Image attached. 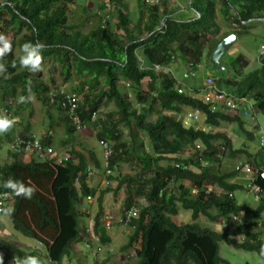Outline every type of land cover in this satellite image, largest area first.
<instances>
[{"label": "trees", "instance_id": "16d2710c", "mask_svg": "<svg viewBox=\"0 0 264 264\" xmlns=\"http://www.w3.org/2000/svg\"><path fill=\"white\" fill-rule=\"evenodd\" d=\"M87 1L0 0V33L9 35L11 43L10 51L0 57V64L6 67V72L0 73V113L11 118L14 105V113L20 114L29 105V100L16 102L20 95L46 100L48 85L40 70L30 72L19 65L21 44L25 41L43 44L42 65H56L67 82L72 74L76 76L77 83L67 92L81 96L77 111L82 122L91 124L92 114H97L101 106L113 104V110L91 124H97V140L111 147L109 166L114 169L126 162L138 167L139 172L124 176L114 191L124 184L125 209L133 205L138 208L120 252L131 250L135 264H229L218 255V243L224 242L233 249L257 253L264 260L260 253L264 246L261 239L264 224L257 226L264 211V197L256 199L254 209L237 204L234 198L235 192L244 190V185L234 182V178L240 176L246 181L234 170L235 165L244 162L254 170L264 169V151L259 145L251 153L245 145L234 148L221 131L225 126L237 124L251 140L249 130L257 129V122L252 121L253 126L246 130L240 116L221 109L211 112L209 105L198 97L199 90L187 91L170 73L155 74L147 69L152 64L169 67L174 58L185 65L201 64L202 42L207 36L213 38L207 53L209 60L214 47L231 32L239 41L254 25L264 26V0H185L192 16L180 19L167 13L165 0L158 4L136 0L135 23L129 18L123 0H91L86 4ZM216 14L234 25L218 38ZM82 26L85 32L81 31ZM16 48L18 55L14 54ZM257 51L256 69L244 74L247 62L238 54L230 67L232 76L217 79L215 85L235 98L252 99L253 107L264 115V46ZM178 88L183 91L179 93ZM129 92L135 105L127 98ZM51 106L63 113L65 133L73 134L75 131L64 112ZM186 110L198 111L204 117V126L211 129L184 127L178 117ZM150 116L155 119L148 121ZM13 118V126L0 134V146L4 143L8 146L10 161L0 165V194L8 195L0 207L13 208L11 216L6 215L12 230L32 239L34 246L26 250L0 240V257L3 264H13L15 258L25 255H35L44 264H63L72 259L75 245L85 240L87 227L82 219L88 214L79 207L87 196L94 199L96 195L88 170L101 173V160L88 151L87 162L81 152L72 149L61 164L52 159L38 161L33 154L24 161L25 153L16 154L10 149L15 137L27 140L31 132L28 128L18 130L20 121ZM42 138V146L48 147L50 134L47 132ZM221 147L224 150L217 158ZM183 152L189 155L182 157ZM225 154L231 160L236 156L245 160L235 162L230 170H222L219 161ZM8 177L34 184L36 191L32 198L14 197L3 188L2 183ZM253 182L264 188L263 174L256 173ZM104 193H98V211L91 226L102 245L109 241L101 224ZM138 196L145 199V205L136 204ZM179 209L191 212L190 223L176 224L172 220ZM233 215H241L243 220L233 222ZM199 217L228 225L216 232L198 225Z\"/></svg>", "mask_w": 264, "mask_h": 264}, {"label": "rangeland", "instance_id": "374dc122", "mask_svg": "<svg viewBox=\"0 0 264 264\" xmlns=\"http://www.w3.org/2000/svg\"><path fill=\"white\" fill-rule=\"evenodd\" d=\"M126 4L127 12L129 13V18L131 19L132 22H136V19L138 17V10H137V1L136 0H123ZM136 1V2H135ZM106 2V1H104ZM180 9L184 10L182 13H178V15H175V18H182V17H190L192 14L190 13V10L188 8V3L185 0L179 1ZM170 7H167V10ZM173 8V7H171ZM175 8H173L174 11ZM112 10V7H111ZM114 11V10H112ZM216 20L219 25V32H227L232 27L230 24H227L226 22L222 21L219 15L216 14ZM264 24V23H263ZM81 31H86L85 27H81ZM121 34V33H119ZM10 41V36L7 34H2ZM219 35L217 36V38ZM213 41L212 37L207 36L206 40H203L202 42V51H203V58H202V63L200 68H196L193 70V74L191 75H186V70L188 71L189 69L187 66L180 62L177 59H173V62L169 66L171 69V75L175 78L177 81V84L180 86L184 87L187 91L194 90L195 88H202L205 84L206 79H210L216 83V80L222 77H231L232 76V69L231 64L234 62L233 58L241 54L244 58V61L247 62V66L244 67L243 71L244 74H247L248 72L253 71L254 69L257 68V63H256V58L258 56V51L257 48H259L258 45L264 46V26H261L259 24L254 25V27L250 30V33L247 35L241 36V40L236 41L222 56H221V62L222 65H224V69L221 71H216L213 70L210 67V64L208 63L209 60H207V53L209 52L210 48V43ZM15 55H18V49H15ZM56 66V65H55ZM53 64L48 63L47 65H42L40 67V74L42 77V80L48 85V91L53 90V89H62L67 91L74 83H77V78L74 74L71 75V80L70 81H65L63 79V73L61 71L59 72V69L56 68ZM231 72V73H230ZM72 88V87H71ZM70 88V89H71ZM98 87L96 88L95 92L97 91ZM31 99H29V105L26 106V108L20 113V114H15L14 113V105H12V115L11 118L15 117L16 121H20L18 124V130L21 128H28L31 131V134L34 135L36 138L40 140L43 139L48 132L50 134V140L51 143L49 147L57 153V156L60 155H65V156H70L69 151L70 150H77L78 152H81L83 156H85L87 162H89V154L88 151L94 152L95 156L101 160L102 157V150L101 147L98 144L97 137L95 136V133L98 130L97 124L91 125L88 124L87 128L81 132H73V134H66L65 133V127H64V122H63V113L59 111L57 108L49 105L46 100L42 101L40 99H37L33 95H29ZM46 98V96H45ZM127 98L129 100H132V105H135L133 98L131 96V93L129 92L127 95ZM104 101V100H103ZM102 101V102H103ZM246 101L252 102L253 100L250 98H246ZM113 104L108 103L106 106H101L99 111L96 114V120H99L100 118L103 117V114L105 112H109L113 110ZM187 111V110H186ZM254 112L253 109L249 108V116H243L241 115V118H243V123H244V129L249 130L250 124H251V114ZM227 114L229 115H234L232 112L228 111ZM182 116H179L178 118L182 120ZM255 116L257 118V123L259 125V129H251L249 130L252 133L253 139L248 140L247 137L245 136V133L241 130V128L237 124H232L221 128V131H227L229 130V134L233 138V146L235 148H239L241 146H246L248 152H253L254 150H258V137L260 134V131L264 133V115L260 114L259 112L255 113ZM18 119V120H17ZM155 117L150 116L148 117V121L154 120ZM50 124V128H48V125ZM184 125V124H183ZM202 125V122L199 123H193V126L200 127ZM227 128V129H226ZM30 133V132H29ZM28 133V134H29ZM124 134L125 131H124ZM140 138L144 137L139 136ZM5 144V143H4ZM4 144L0 146V165L8 164L10 163L9 161V156L7 155V151L9 150L8 146L6 147ZM10 150L14 151V147ZM15 152V151H14ZM17 154V152H15ZM186 155H189L186 152L181 153V156L184 157ZM25 156V155H24ZM29 157V156H28ZM237 157V158H236ZM232 160L224 155L223 158L220 159L219 165L222 170H230L233 168L235 162L237 161H243L245 160L244 157H238L236 156ZM138 167L132 163H119L116 166H114L113 173L114 177H117V179H111V184L108 187H105L102 184V176L100 171H93V176L89 177V181L92 182L91 180L94 181V187L96 189L104 191L106 194L103 195L101 206L103 208V216H106L108 214H111L112 216L118 218L124 211L125 209V203L124 200L126 198V188L125 185L123 184L121 189L114 193L118 182L126 175L129 176H134L137 174ZM96 178V179H95ZM241 177H235L234 180H238L239 183L244 185V181L240 179ZM215 189V188H214ZM97 191V192H98ZM97 192L96 196L94 197V200L92 203H83L79 207V209H84L83 212L87 211V216L82 219V223L84 224L83 226L90 227L92 226L93 223V218L95 214L98 211V203H97ZM234 198L237 202V204H246L251 208H255L257 206V200L250 194L247 193L246 191H237L234 193ZM136 204H141L145 205L146 201L143 197L138 196L135 198ZM172 220L176 224H187L191 222V212L183 209H179L177 215L172 217ZM264 224V211L261 213V220L257 221V226L260 223ZM198 225L201 227H206L209 228L213 231L219 232L221 228L217 223H211L207 221L203 217H199L198 220L196 221ZM117 233L122 236L126 235V229H123L122 227L115 226ZM258 229V228H257ZM14 236V237H13ZM127 236V235H126ZM123 238V237H122ZM120 237L115 238V243H120L123 241V239ZM18 241H17V240ZM127 238L125 237V240ZM264 241V235L261 238ZM0 240H7L9 242L14 241L17 245H20L23 247L22 249H30V245H33L34 241L30 238L24 237L20 235L19 233L15 232L11 228V224L9 223V220L6 215L0 214ZM11 240V241H10ZM21 243L27 244L22 245ZM116 243V245H117ZM29 245V246H28ZM112 248L114 249V252L116 253V256L118 253V250L120 248H114L112 244H110ZM123 245V244H122ZM29 247V248H28ZM218 255L226 262L229 264H264V260H262L259 256V254L254 253V252H246L242 250H237L233 249L230 246H227L224 242H219L218 243ZM75 248H80L81 249V244L75 245ZM84 249V248H83ZM86 253H89L88 250L84 249ZM125 255V252H123ZM123 255V256H124ZM71 261V260H70Z\"/></svg>", "mask_w": 264, "mask_h": 264}, {"label": "built area", "instance_id": "2783aa9c", "mask_svg": "<svg viewBox=\"0 0 264 264\" xmlns=\"http://www.w3.org/2000/svg\"><path fill=\"white\" fill-rule=\"evenodd\" d=\"M149 4H158L160 3V0H146ZM188 68L192 69L200 68L201 64L199 65H193L191 62L187 63ZM150 71H152L155 74H159L160 72L168 73L170 71V68L164 65H158V64H152L149 67H147ZM200 93H198V97L206 104L209 105L210 111L213 112L217 109H221L224 112H232L235 115H243V116H249V108L253 109L254 112L251 114V120L255 121L256 116L255 113H257V110L253 107L252 102L246 101V98H235L232 94L218 88L214 81L210 79H206L205 84L202 88L198 89ZM183 91V88H178V92L181 93ZM192 91V90H190ZM48 101L50 104L58 106L60 109H62L65 113L66 118L70 122V125L73 127V129L76 132H81L85 130L88 126V124L82 122L78 115V107L81 104V97L80 95L72 92H67L65 90H53L48 94ZM242 116V117H243ZM96 118V115L93 114L90 118L91 122L94 121ZM245 118V117H243ZM204 120V117L198 112V111H187L182 117V123L184 124V127H190L192 123L197 122L199 120ZM99 146L102 150V165L105 173V177L112 174V170L109 167V159L111 155V147L110 145L103 141H98ZM258 145L262 150L264 151V133L260 131V137ZM13 147L14 151L19 153L22 151L25 154H34L35 158L38 161H46L53 159L57 164H61L64 160L67 159L66 156L58 157V158H52L53 157V151L51 148H44L38 138L31 135L27 140H23L21 138L15 137L13 140ZM224 150L223 147L220 148L219 153L216 154V157L219 158L222 151ZM203 164H207L206 162H203ZM176 167H178L177 164H175ZM234 170H236L238 173H241L245 178V185L244 190L247 193H250L255 199H258L259 197H264V188H261L256 183L253 182L254 176L259 171L254 170L250 167L247 163H240L238 162ZM260 172L264 174V169H262ZM88 174L91 175V172L88 170ZM104 186L109 185V182L105 180ZM217 193H220L218 189H216ZM8 198V195L3 193L0 194V202L6 201ZM93 197L87 196L86 202L92 203ZM138 215V209L135 206H130L127 209L123 211L121 216L118 218L112 216V215H106L102 218V227L106 230H110L114 224H117L119 227H122L123 229H126L127 231H130L133 227L131 225L132 219L136 218ZM233 222H237L241 219V215H233L232 219ZM228 225L227 222H222V227L226 228ZM85 235L87 239L83 242V248L89 251V256L91 257V264H100L102 256L109 255L111 256L114 253V249L110 245H102L100 243L99 237L95 234H92L90 229H86ZM132 252L131 250L128 252L127 256L124 258V262L128 260V258H131ZM55 264V263H52ZM125 264V263H123Z\"/></svg>", "mask_w": 264, "mask_h": 264}, {"label": "clouds", "instance_id": "9594fccd", "mask_svg": "<svg viewBox=\"0 0 264 264\" xmlns=\"http://www.w3.org/2000/svg\"><path fill=\"white\" fill-rule=\"evenodd\" d=\"M195 11V10H193ZM198 15V13H197ZM43 44L41 43H34V42H31V41H25L23 44L20 45V51H21V55L19 56V65L21 66V68H26L28 71L30 72H38L40 70V67H41V50L43 48ZM11 49V43L9 42V40L4 37L3 35H0V57H3L5 56ZM15 65V61L13 62V64L11 66H14ZM171 66V65H170ZM187 66V65H186ZM170 68V67H169ZM188 68V66H187ZM171 69V68H170ZM189 71L192 72V70L190 68H188ZM6 72V67L4 64H0V73H4ZM168 73L171 74V71H169ZM193 73V72H192ZM28 84L30 85V81L28 82ZM199 89V88H198ZM197 89V90H198ZM30 91V87L28 89ZM53 90H58V89H53ZM53 90H49L46 94V101L49 105H53V104H50L49 101H48V94L53 91ZM59 90H62V89H59ZM186 90V89H185ZM193 90V89H192ZM81 97V96H80ZM31 99V97H28V96H25V95H20L17 97L16 99V102L17 103H25L27 100ZM81 101H82V98H81ZM56 106V105H54ZM58 107V106H57ZM59 108V107H58ZM62 110V109H61ZM63 111V110H62ZM187 111H190V110H187ZM185 111V112H187ZM64 112V111H63ZM227 113V112H226ZM65 114V113H64ZM96 115V113H94ZM185 114V113H184ZM183 114V115H184ZM93 115V114H92ZM91 115V116H92ZM183 117V116H182ZM91 118V117H90ZM96 121V118L94 119L93 122ZM203 121L204 120H199L197 122H194V123H199V122H202V125L200 127H196V128H201L202 130H210L211 128L210 127H207V126H204L203 124ZM91 122V124L93 123ZM182 122V121H181ZM15 123V120L14 118H9V116H7L6 114L4 113H0V134H4L6 133L12 126L13 124ZM183 124V123H182ZM193 125V123H192ZM184 126V125H183ZM260 130V129H259ZM75 131V130H74ZM76 132V131H75ZM32 134L30 133V136ZM34 136V135H33ZM44 147V146H43ZM44 148H50L49 146L48 147H44ZM53 151V150H52ZM30 155V154H28ZM34 155V154H33ZM35 156V155H34ZM65 156V155H63ZM58 157H62V156H56V154L53 153V157L52 158H58ZM67 159H68V156H66ZM53 160V159H52ZM240 163H243V162H240ZM101 167L103 169V165H102V157H101ZM110 167V166H109ZM110 169L112 170V174L105 177V173H104V169L101 170V176H102V184L104 185V181L107 180L109 182V185L105 186V187H108L110 186L111 184V179L109 178L110 176H114V173H113V169L110 167ZM262 169L258 170L259 173L263 174L262 172H260ZM91 172V175L88 174L89 177L93 176V171L89 170ZM246 183V182H245ZM245 185V184H244ZM2 187L7 189L14 197H21L23 199H31L32 196H33V193L36 191V186L32 183H26L24 181H21L20 179L18 178H13V177H8L7 179H5L2 183ZM215 188V187H214ZM213 188V189H214ZM217 188H215L214 190L216 191ZM229 197L232 196L231 194L228 195ZM94 200V199H93ZM134 206V205H133ZM136 207V206H135ZM137 208V207H136ZM138 209V208H137ZM125 210V209H124ZM12 211H13V208L12 207H0V213L4 214V215H7V216H11L12 214ZM110 215V214H109ZM121 216V215H120ZM104 216H102L103 218ZM102 218H101V221H102ZM102 224V223H101ZM219 227L220 228H223L222 227V223L220 222L219 223ZM115 226H118L117 224H114L112 226L111 229H113ZM87 229H90L91 233L94 234L93 232V229H91L90 227H87ZM110 229V230H111ZM225 229V228H223ZM106 230V229H105ZM106 231H109V230H106ZM127 231V230H126ZM129 233V231H127ZM85 234V233H84ZM99 237V235H96ZM85 239H87L86 235H85ZM84 242V241H83ZM82 242V244H83ZM81 244L82 248H83V245ZM104 245H110L109 243H105ZM111 246V245H110ZM112 247V246H111ZM129 250L127 252H125V256H127ZM260 253L262 256H264V246H262L261 250H260ZM116 255V253L114 252L111 256L109 255H105L102 256V259L103 257L105 256H108V257H114ZM87 256L89 257V260H90V264H91V257L89 256V253H87ZM124 256V258H125ZM133 259L132 257L131 258H128V261ZM0 264H3V258L0 257ZM13 264H44V261L41 260L39 257L35 256V255H25V256H22V257H17L14 259L13 261ZM63 264H70V261H67L65 260L63 262Z\"/></svg>", "mask_w": 264, "mask_h": 264}, {"label": "crops", "instance_id": "0c3cea01", "mask_svg": "<svg viewBox=\"0 0 264 264\" xmlns=\"http://www.w3.org/2000/svg\"><path fill=\"white\" fill-rule=\"evenodd\" d=\"M87 1V0H86ZM179 1H181V0H165V3H166V8L167 7H170V8H168V10H167V13L170 15V16H175V15H178V13H182V12H184V10H181L180 9V7H179V5H180V3H179ZM89 2H91V0H88L87 1V3L86 4H89ZM171 7H173V8H175L174 9V11H173V8H171ZM223 32H219V36L222 34ZM260 48H262L263 46H259ZM220 60H221V58H220ZM221 62V61H220ZM221 64H222V62H221ZM224 66V65H223ZM186 72V75H191V74H193L191 71H185ZM195 89H198V88H195ZM252 121V120H251ZM255 122H257V118H256V120H255ZM253 126V123H251L250 124V127H252ZM257 127L259 128V125H258V123H257ZM227 129V128H226ZM29 132H31L30 130H29ZM225 133H226V135H227V137L232 141V145H233V138H232V136L229 134V130H227V131H224ZM234 147V146H233ZM235 148V147H234ZM255 151V150H254ZM253 151V152H254ZM53 153L54 154H57V153H55V151L53 150ZM25 156L23 157V160L24 161H28V154H24ZM57 156V155H56ZM60 156H63V155H60ZM96 179V178H95ZM242 181H243V179L242 178H240ZM94 181L95 180H92V183H91V185H92V187H94ZM234 182H237V183H239L238 182V180H234ZM244 184H245V181H244ZM97 191H98V189H97ZM101 190H99L98 192H97V196H98V193L100 192ZM103 195H105V198H106V194H103ZM103 195H102V198H103ZM96 196V195H95ZM101 202H102V199H101ZM103 206V205H102ZM103 208H104V206H103ZM111 215V214H110ZM115 228V227H114ZM111 229V230H109V231H105V234L109 237V241L107 242V243H109V244H112L113 246H114V248L116 249V248H120L121 246H122V244H124L125 243V237H127L126 235L128 234V232L126 231L125 233H126V235H124V236H122V234L120 235L119 233H117L118 231L116 230V229ZM117 231V232H116ZM14 237V236H13ZM116 237H120V238H122L123 239V241H121L120 243H117V245H116V243L114 242L115 241V238ZM17 240V239H16ZM11 241V240H10ZM18 241V240H17ZM14 244H16L14 241H12ZM22 245H27V244H25V243H21ZM17 245V244H16ZM18 247H20V248H23V247H21L20 245H17ZM29 246V245H28ZM33 246H34V244L33 245H30L29 247L32 249L33 248ZM28 247V248H29ZM27 250V249H26ZM118 252H120L119 250H118ZM73 253H74V255L72 256V259H71V261H70V264H90V260H89V257L87 256V254L83 251V249L81 248V249H77V248H74V251H73ZM124 253L123 252H120V253H118L117 254V256L115 255L114 257H108V256H105V257H103V259H101V262H100V264H123V263H125V264H135V261L134 260H127L126 262H124ZM104 262V263H103Z\"/></svg>", "mask_w": 264, "mask_h": 264}, {"label": "water", "instance_id": "95a60500", "mask_svg": "<svg viewBox=\"0 0 264 264\" xmlns=\"http://www.w3.org/2000/svg\"><path fill=\"white\" fill-rule=\"evenodd\" d=\"M235 33L231 32L226 37L222 38L218 44L212 50L209 56V64L213 70L221 71L224 69L223 65L220 62L221 56L236 42ZM264 176V174H263Z\"/></svg>", "mask_w": 264, "mask_h": 264}, {"label": "bare ground", "instance_id": "6f19581e", "mask_svg": "<svg viewBox=\"0 0 264 264\" xmlns=\"http://www.w3.org/2000/svg\"><path fill=\"white\" fill-rule=\"evenodd\" d=\"M86 231V230H85Z\"/></svg>", "mask_w": 264, "mask_h": 264}]
</instances>
